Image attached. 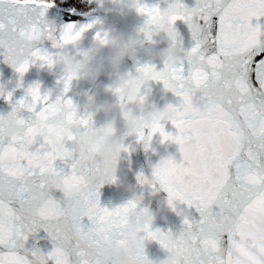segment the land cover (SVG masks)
<instances>
[{
	"label": "snow or ice",
	"instance_id": "6c2138e0",
	"mask_svg": "<svg viewBox=\"0 0 264 264\" xmlns=\"http://www.w3.org/2000/svg\"><path fill=\"white\" fill-rule=\"evenodd\" d=\"M52 3L0 0V55L20 76L37 60L51 67L54 56L37 46L43 40L59 47L92 27L70 23L57 38L44 19ZM137 10L148 24L184 21L194 42L186 59L159 70L139 68L162 82L177 102L169 106L175 135L153 122L147 134L137 136L147 147L159 133L179 145L181 160L157 164L151 179L143 174L137 179L159 184L170 203L179 201L199 214V219L186 217L179 234L146 229V238L158 241L172 264H264V31L251 23L264 17V0H196L191 8L173 0L163 11L145 4ZM96 38L104 43L106 34ZM70 80L64 81L65 93ZM26 95L31 103L21 99L16 108L33 112L34 119L21 123L59 119L38 84ZM55 104L76 129L87 127L88 118L74 111L71 99L57 97ZM4 160L10 164L0 163V264H108L106 242L122 235L135 203L101 207L102 185L93 170L70 153H50L42 146L25 150L0 132ZM40 228L53 242L46 253L25 247ZM131 264L152 262L141 251Z\"/></svg>",
	"mask_w": 264,
	"mask_h": 264
},
{
	"label": "clouds",
	"instance_id": "9594fccd",
	"mask_svg": "<svg viewBox=\"0 0 264 264\" xmlns=\"http://www.w3.org/2000/svg\"><path fill=\"white\" fill-rule=\"evenodd\" d=\"M107 2L119 6L124 13L138 11L135 0ZM143 30V36L115 31L106 33V41L100 42L106 52L99 58L95 51L58 52L54 55L51 67L58 71L64 81L69 78L70 82L76 78L97 80L102 75L107 78L108 82L101 88L87 94L82 103L73 105L76 113L88 118L86 128L76 129L64 117L62 105L55 104L54 100L51 103L55 106L58 120H36L31 125L21 123L17 115L19 110L14 107L8 114H0V132L9 142L19 144L25 150L42 146L50 153H70L80 164L95 172L96 182L101 185L119 181L125 138L149 130L153 122L163 126L169 123V106L175 105L172 102H167L163 107L147 104L146 90L151 80L139 70L140 67L124 65V58L142 53L147 58L145 65H151L152 61L165 64L187 58V50L179 42L175 24L167 20L153 24L146 21ZM9 93L0 86V95L7 97ZM107 96L111 97V101L104 98ZM98 113H103V119H94ZM69 137L75 141L74 149L67 146ZM151 140L152 137L148 141L149 147ZM168 141L171 140L161 139L160 144ZM168 161L176 162V159L165 150L157 164ZM0 163L8 167L10 161ZM129 201L135 203V208L130 210L122 225V235L114 241L106 242L105 256L108 264H131L139 252H144L146 236L142 233L152 229L155 223V214L143 205L142 195L133 194ZM178 202L174 200L170 203L168 195L164 201L172 210L178 207ZM151 262L172 264V257L168 255L163 260Z\"/></svg>",
	"mask_w": 264,
	"mask_h": 264
},
{
	"label": "water",
	"instance_id": "95a60500",
	"mask_svg": "<svg viewBox=\"0 0 264 264\" xmlns=\"http://www.w3.org/2000/svg\"><path fill=\"white\" fill-rule=\"evenodd\" d=\"M88 2L96 8L94 15L68 11L55 6L49 7L45 12L44 19L57 38L62 34L67 24L71 23L77 27L91 24L92 27L86 29L78 40L54 47L51 40L45 39L37 46L42 47L53 56L58 52L95 51L97 58H99L105 54L106 48L100 46V41L96 38L97 33L103 35L115 31L125 35L139 34L143 36L145 34L143 29L148 18L138 11L124 13L120 10L119 6L108 3L107 0H88ZM181 2L186 7L191 8L195 6L196 0H181ZM135 3L136 7L140 4L155 5L163 11L169 4L173 3V0H135ZM251 23L253 26L259 24L262 31H264V17L253 18ZM175 29L179 35L180 44L185 50H189L194 42L191 38L188 25L184 21L177 20L175 22ZM123 63L128 67H141L147 63V58L140 53L134 57L126 56ZM151 65L159 70L164 64L160 61H152ZM107 82V78L103 75L97 80L76 78L70 82L68 91L65 93L64 80L55 68L49 67L47 64L37 60L30 64L28 71L23 76H20L10 64L4 61L3 56L0 55V86H3L6 91L12 93L10 99H6L4 95H0V114L11 112L14 107H17L18 101L21 99H24L27 103H31V97L27 96L26 93L27 89L35 84L40 86L42 95L49 94L50 101H54L57 97H60L62 100L71 99L73 105H78L83 102L87 94L98 90ZM146 91V102L149 105L163 107L167 102H177L174 94L166 90L160 81H149ZM104 98L111 101L110 96ZM17 115L25 121H28L29 118L34 119V113L28 111L26 108H20ZM94 119H103V113H98ZM164 128L166 132L172 135L176 134V129L170 122L165 124ZM148 131L146 129L145 134ZM161 139L162 137L159 133L154 134L151 146L146 147L145 142L135 134L125 138L120 172L118 173L121 179L116 183L103 184L99 188V202L101 207L111 210L128 203L133 194L142 195L143 205L155 214V223L152 230L159 229L162 232H171L173 235H176L186 227L183 223L186 217L199 219L196 209L180 202H178V207L175 210L168 208L164 203L168 193L159 184L153 187L149 183L141 184L137 179L141 174L151 179L153 169L157 165L160 156L165 154V150H167L168 155L175 157L176 162L181 160L179 145L172 141L161 145ZM67 146L70 149H74L75 141H68ZM124 149L127 150L125 151ZM142 235L146 236V233H142ZM52 246L53 242L43 228L38 229L35 235H30L25 241L26 248L31 249L32 247H36L43 253L50 251ZM144 254L150 261H160L169 255L168 251L158 241L147 238L145 239Z\"/></svg>",
	"mask_w": 264,
	"mask_h": 264
},
{
	"label": "bare ground",
	"instance_id": "6f19581e",
	"mask_svg": "<svg viewBox=\"0 0 264 264\" xmlns=\"http://www.w3.org/2000/svg\"><path fill=\"white\" fill-rule=\"evenodd\" d=\"M62 2L60 0H53V5H56L58 7H62L64 9H68V10H73V11H79V12H84L87 14H93L94 13V9L92 8V6H88L89 8H84V7H74L70 4H61Z\"/></svg>",
	"mask_w": 264,
	"mask_h": 264
},
{
	"label": "rangeland",
	"instance_id": "374dc122",
	"mask_svg": "<svg viewBox=\"0 0 264 264\" xmlns=\"http://www.w3.org/2000/svg\"><path fill=\"white\" fill-rule=\"evenodd\" d=\"M62 3L61 4H70L74 7H84V8H89L88 3L85 0H60Z\"/></svg>",
	"mask_w": 264,
	"mask_h": 264
}]
</instances>
